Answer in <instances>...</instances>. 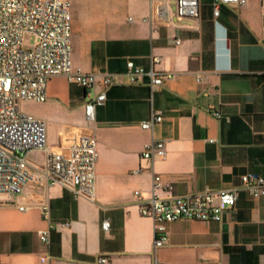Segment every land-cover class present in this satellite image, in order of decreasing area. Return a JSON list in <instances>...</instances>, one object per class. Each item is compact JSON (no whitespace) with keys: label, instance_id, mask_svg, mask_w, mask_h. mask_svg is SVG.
<instances>
[{"label":"crops","instance_id":"obj_1","mask_svg":"<svg viewBox=\"0 0 264 264\" xmlns=\"http://www.w3.org/2000/svg\"><path fill=\"white\" fill-rule=\"evenodd\" d=\"M79 2L77 11L70 2L72 66L116 75L117 83L89 122L84 90L54 76L32 116L47 124L52 148L67 134L95 138L94 201L36 184L19 196L0 194V264H95L100 255L108 264H264V196L240 188L243 175L264 179V0L220 5L216 18L214 0H198L195 20L179 18L166 0ZM128 61L169 78L152 91L148 77L129 84ZM152 113L161 121L142 129ZM152 140L163 142L164 159L141 157ZM28 159L40 165L44 154L30 152ZM154 175L160 198L240 191L220 223H169L155 249L152 221L139 214ZM48 223L53 229L44 245L37 232Z\"/></svg>","mask_w":264,"mask_h":264},{"label":"built area","instance_id":"obj_2","mask_svg":"<svg viewBox=\"0 0 264 264\" xmlns=\"http://www.w3.org/2000/svg\"><path fill=\"white\" fill-rule=\"evenodd\" d=\"M151 2L152 0H147ZM172 1L179 18H198V0ZM244 4V0H214L213 17H217L220 5ZM71 14L69 0H0V194L8 198L22 195L28 184L60 186L73 196L94 201L95 165L97 142L94 137L67 134L57 148L48 144L47 124L32 115L20 111L22 102L43 103L46 83L54 76H64L69 83L84 90V113L89 122L94 121L95 109L103 106L107 91L117 83V76L84 73L71 63ZM152 58L151 63H158ZM125 77L129 84H137L143 77L149 78V86L162 85L169 78L152 67L144 70L132 61L126 62ZM219 117L217 113H214ZM161 121L159 114L140 127L151 130ZM30 152L44 154L42 164L28 159ZM162 141L152 140L141 157L153 161L165 158ZM160 188V177L153 176L152 195L139 206V214L153 224V246L160 248L166 240L167 224L185 219L200 222L222 221L223 214L231 209L240 188L252 198L264 196V179L255 174L241 177L240 188H228L200 194H186L160 198L154 194ZM170 190L171 187L169 186ZM140 197L139 192L134 193ZM44 220H49L47 203L38 206ZM28 208L20 206L19 211ZM53 226L38 230L40 242L47 245ZM107 232L108 221L101 223ZM41 262L45 257L40 258ZM95 264H108L100 255Z\"/></svg>","mask_w":264,"mask_h":264},{"label":"rangeland","instance_id":"obj_3","mask_svg":"<svg viewBox=\"0 0 264 264\" xmlns=\"http://www.w3.org/2000/svg\"><path fill=\"white\" fill-rule=\"evenodd\" d=\"M80 0H70L71 5H72V10L73 11H77L81 4H84L82 2H79ZM41 104H36V103H32V102H25L21 104V109L23 112L27 113V114H31L33 115L36 111H38L41 108Z\"/></svg>","mask_w":264,"mask_h":264}]
</instances>
